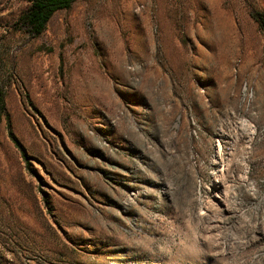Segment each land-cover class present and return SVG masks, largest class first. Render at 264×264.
Segmentation results:
<instances>
[{
	"label": "rangeland",
	"instance_id": "1",
	"mask_svg": "<svg viewBox=\"0 0 264 264\" xmlns=\"http://www.w3.org/2000/svg\"><path fill=\"white\" fill-rule=\"evenodd\" d=\"M28 5L0 0V264H264V0H76L37 37Z\"/></svg>",
	"mask_w": 264,
	"mask_h": 264
},
{
	"label": "trees",
	"instance_id": "2",
	"mask_svg": "<svg viewBox=\"0 0 264 264\" xmlns=\"http://www.w3.org/2000/svg\"><path fill=\"white\" fill-rule=\"evenodd\" d=\"M29 5L25 11H23L18 20L20 24L26 29V31L33 37L39 36L45 29L47 22L50 20L52 15L60 10H66L76 0H27ZM251 17L257 24L259 30L264 34V10L257 11L251 14ZM3 97L0 98V107L4 108ZM7 121V134L13 145L19 150L22 158L27 162V155L24 152L23 146L17 140L15 135L10 129V125Z\"/></svg>",
	"mask_w": 264,
	"mask_h": 264
}]
</instances>
